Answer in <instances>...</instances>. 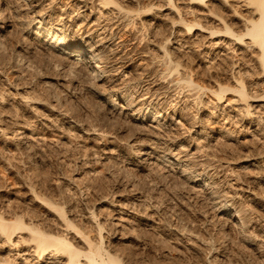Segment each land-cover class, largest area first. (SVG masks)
Wrapping results in <instances>:
<instances>
[{"label":"rangeland","instance_id":"1","mask_svg":"<svg viewBox=\"0 0 264 264\" xmlns=\"http://www.w3.org/2000/svg\"><path fill=\"white\" fill-rule=\"evenodd\" d=\"M111 1L0 0L8 27L0 49V215L62 234L82 251L89 240L123 264H264V99L247 107L233 92L221 101L214 95L245 78L260 97L264 76L256 52L210 36L223 27L218 16L241 33L247 11L240 0L225 8L221 0H172L175 8L166 0ZM179 18L204 29L188 32ZM33 20L65 24L54 27L66 30L70 48L94 44L102 73L69 71V59L27 30ZM115 94L131 108L117 96L111 110L107 97ZM137 113L146 122H136ZM211 123L216 132L199 137ZM165 155L174 165L157 160ZM224 201L230 215L216 214ZM21 238L27 233L11 247L0 235V260L42 264Z\"/></svg>","mask_w":264,"mask_h":264},{"label":"bare ground","instance_id":"2","mask_svg":"<svg viewBox=\"0 0 264 264\" xmlns=\"http://www.w3.org/2000/svg\"><path fill=\"white\" fill-rule=\"evenodd\" d=\"M166 1L169 2V5L172 8H175L176 7L172 0H166ZM187 1H188V3L190 5H196V6H202L206 2V0H187ZM217 1H220V0H217ZM221 1H223L222 2L223 3L222 4L223 6H224V4L225 5L228 4V0H221ZM103 3L105 5H110V4L112 5V1L111 0H103ZM238 3H240L245 8V11H247V13H246L247 15H244V17H243V22H242V18H240L241 19L240 20L241 23H243V26H242L243 27V31L241 33H237V31H238L237 29H236L237 31H234L233 30L234 28L230 27V25L227 24V21H224L225 20L224 18L222 19L221 17H219L216 14L217 13L216 11H215V13H213L214 11H212L211 12L212 15H214L215 17L218 16V19H215L214 20V18H213V21H218L219 24H222L223 25V27L221 26L222 27L221 29H217L216 28L215 30H210V36L211 37L212 36H216L215 38H225V39H229V41L233 42L234 45H236V46L239 45V47L241 49V53L242 52H244V53H247L248 52L249 53L250 51L256 52L254 54V56H255L254 59L256 60L258 66L260 68V71H262V75L264 76V0H242V1L240 0V1H238ZM176 4H177V2H176ZM224 8H225V6H224ZM176 10L177 11H175V12H179L178 11L179 8L178 9L176 8ZM209 14H210V12L208 13V15ZM180 21H179L180 23H182L183 25H186L187 28H189V31L188 32L192 31L193 28L194 27H197V26L199 27V30H200V28L201 29H204V27L201 26V24L197 23L196 21L195 22H188V21L186 22V21H184V19H180ZM55 25L61 26V27L62 26L63 27L65 26V24H63L62 22H58V23L57 22H54L53 23L50 20V22H48V24H46V23H42L41 20H35V21L33 20L28 25L29 26L28 29L27 28L26 29L29 30V31H31L37 38H39L42 41V43H44L43 45L47 46V48H48L47 50H49L52 53L53 52L58 53L57 54L58 57H59V54H60V55L64 56V58L69 59V63L67 65V69L69 71H71V72L73 71V73H74V71L77 69V71L79 70V73H85V71L87 70L86 68H92L93 70L94 69H97V71H99L98 69L101 68L100 67L101 66L100 64L102 62L99 61L100 60V58H99L100 55H98V53H97L98 50L95 49V47L93 46L94 44H91V43H89L87 41L86 43H87V45H88L87 47L89 49H86L85 51L82 48L81 49L80 48H77V47H74L73 48V46H72V48H70V46H69V44L67 42L68 34H67V32H65L66 30H64V28H62V29L59 30L58 29L59 27L56 29V27H54ZM7 28L8 27L6 26L5 22H3L2 24H0V49L2 48V46L4 45V43H6L5 40H4V34L7 32ZM205 29H206V27H205ZM58 33H60L61 35L58 36ZM246 40L248 42H245ZM219 41L221 42L222 40L219 39ZM220 42H218L216 44H219ZM225 46H227V45H225ZM229 46H230V43H229ZM165 53H168V51L165 52ZM165 56H166V54H165ZM66 59H64V60H66ZM165 61H167V60H165ZM66 64H67V60H66ZM179 67L180 66H178V64L172 66V68L174 69V72L178 71L179 70ZM169 69H170V66H169ZM68 70H66V71H68ZM71 72H70V74H71ZM100 73H102V72H100ZM91 75L93 77V74H91ZM91 75H86V76H91ZM83 76H84V74H83ZM97 78H98V80H101V77H97ZM244 79L238 78L237 85L234 88H229V87H219L218 89L215 88L216 91L214 92V95L218 98L219 101H221L222 100V97H223V95L225 93H227V92H233L239 98L238 101H240V103L242 102L244 104H247L246 105L247 107L249 106L248 103H249V100H251V99H258V98L264 99V91H263V93L261 94L260 97L253 96L250 92H248L247 89H246V86L247 85H246ZM95 80H97L96 77H95ZM181 80H182V84L183 85H186V86H189V87L193 85V82L191 81L192 79L190 80V78L189 79L188 78H183ZM181 80H179V81L181 82ZM201 91H202V89H201ZM117 96L121 97V99L127 104V107H124L123 109L127 110V108L128 109L131 108L132 105H130L128 99H126L124 96H121L120 94H115V95H109V97H107V102L106 103L111 108V110H113V111L115 110L116 111V108H117L116 101L117 100H116L115 97H117ZM251 107H252V105H251ZM134 114L135 113H133V115H131V116H134ZM139 114L138 113L136 114L137 117H136L135 121L137 120L136 122L139 121L141 123L142 122H146V120L144 119L145 116L142 117V118H140V117H138ZM146 114H148V112ZM245 114L253 115L250 112H247ZM159 118H161L160 113L158 115H156L155 118H153L152 123L153 122H156L157 123V126H158V127L157 126L156 127L155 126L152 127L155 130L158 129L161 126L159 124V120H158ZM258 119H259V117H258ZM211 124H213V123H211ZM208 127H210V129ZM208 127L207 128L210 131H203V129H202L200 131V133L198 134V136L199 137H209L210 135H213L216 132L215 131L214 124L213 125H210ZM19 140L22 141V143L23 142L24 143L26 142V140H27V134H26L25 131L21 132V136L19 137ZM25 146H26V144H25ZM27 147H28V145H27ZM143 150L144 149L141 148V150L139 151V154L137 155L138 158H142L143 156H145L146 153H144ZM27 152H29V151L27 150ZM171 159L172 158H170V157H168V156L165 155V156L159 157L157 160H159L162 164H165V165H169V164L174 165ZM176 165H180V163L177 161V164ZM195 179L196 180L198 179L197 182H199L201 184L202 188L209 186V184H205L206 181L203 178V174H198ZM209 194L211 196L213 195L212 193H209ZM41 201H44V199H41ZM231 209H232L231 208V205L228 204L226 201H224L222 203L220 202V205L219 206H216L214 208V210L216 211V214H224V215H230ZM9 219H11V218H9ZM40 226H41V224H40ZM238 227H239L240 230H243L245 228V225H244L243 220L242 221L240 220L239 226H237V228ZM67 228H72L74 230H77V228L74 227V225L71 224V223H69V222H67ZM23 232L27 233V235H28V240L26 238H24V239L21 238L22 241H23V243H32L33 244L32 245L33 246V249H32V252H31V257H33L32 259L36 258V259H38L37 261H39L42 264H123L117 257L111 256L100 245L93 244L89 240H87V247H88L87 248V251H82V250L77 249L79 246L78 247L76 246V248L73 246L72 242L69 241L71 238L69 240H67V238L65 236H61L62 234L61 235H54V234H51V233H47L46 231H44L42 229H39L38 226L37 227H35L34 225L33 226H29V224H26L21 217H15L14 219L8 221L3 216L0 215V235H1V237H3L7 241V243L11 247L18 246L19 245V243H18V245H16L17 243H14L13 237L15 235H19V234H21ZM49 232H50V230H49ZM55 234H57V233H55ZM246 239H248V238H246ZM1 246H3V245H1ZM83 248H81V249H83ZM25 256H27V255H25ZM105 256H107V259L104 258ZM2 259H4V258H2ZM81 259H85V262H82ZM0 264H12V261H10V260H2L1 261L0 260Z\"/></svg>","mask_w":264,"mask_h":264}]
</instances>
